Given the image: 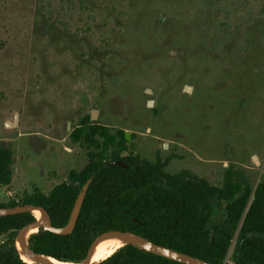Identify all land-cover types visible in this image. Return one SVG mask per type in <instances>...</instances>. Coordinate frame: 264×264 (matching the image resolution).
<instances>
[{
  "label": "rangeland",
  "instance_id": "1",
  "mask_svg": "<svg viewBox=\"0 0 264 264\" xmlns=\"http://www.w3.org/2000/svg\"><path fill=\"white\" fill-rule=\"evenodd\" d=\"M93 110L90 123L130 132V150L169 173L222 186L230 172L254 189L264 0H0V145L13 152L1 204L49 194L84 167L71 135ZM224 206L214 203L212 224Z\"/></svg>",
  "mask_w": 264,
  "mask_h": 264
},
{
  "label": "trees",
  "instance_id": "2",
  "mask_svg": "<svg viewBox=\"0 0 264 264\" xmlns=\"http://www.w3.org/2000/svg\"><path fill=\"white\" fill-rule=\"evenodd\" d=\"M89 119L71 135L72 141L87 151L81 170L72 169L67 180L49 194L36 190L21 202L0 203V208L26 204L43 207L55 227H64L82 186L93 178L72 234L40 230L28 239L33 251L80 264L93 241L114 230L138 234L212 264H227L238 232L232 263L264 264V181L252 189L243 176L228 172L223 185L215 186L189 171L169 173L160 160L150 162L133 153L123 130L113 131ZM117 160L129 168L108 166ZM12 164V150L0 145L3 186L11 184ZM215 202L225 204L223 221L218 224H212ZM35 220L34 213L0 217V264H35L21 258L15 243L17 232ZM98 264L182 263L123 245Z\"/></svg>",
  "mask_w": 264,
  "mask_h": 264
},
{
  "label": "water",
  "instance_id": "3",
  "mask_svg": "<svg viewBox=\"0 0 264 264\" xmlns=\"http://www.w3.org/2000/svg\"><path fill=\"white\" fill-rule=\"evenodd\" d=\"M184 90L186 92H191L192 87L190 86H185ZM147 92H151V90H147ZM154 104L153 100L148 101V106L152 107ZM17 116L14 119V122H7V126H15L17 124ZM91 119H96L97 114L95 110H93L90 114ZM125 138L127 141L131 139V133L130 132H124ZM254 162L258 163L257 157H253ZM115 164L122 166L124 168H129L128 165H126L123 161L117 160L112 163H109V165ZM93 181V178H90L86 181V183L82 186L80 192L78 193V196L76 198V201L74 203L72 212L70 214V218L68 220V223L64 227H55L52 224L51 217L49 213L40 206H35V205H19L15 207H5V208H0V217H6L10 215H16V214H22V213H35L39 212L40 216L36 218L34 222L29 223L28 225L24 226L21 228L15 237V243L16 246L19 250V253L22 256H25L28 260H30V263H35V264H55L51 262L49 259L51 257H47L45 255L39 254L35 251H33L28 243L29 237L37 233L40 230L43 231H49L58 235H69L72 234L78 217L81 212V208L84 202V199L86 197V194L88 192V189ZM135 222H138L136 218H132ZM34 231V232H33ZM110 238H117L119 239L123 245H132L134 247H137L141 250H144L146 252H150L152 254L167 258L169 260H173L182 264H212L209 262H206L202 259L190 256L185 253L178 252L176 250H173L171 248H167L161 245H158L148 239H146L143 236H140L138 234L132 233V232H122V231H109L101 234L98 236L93 243L91 244L89 251L85 257V259L82 261L80 264H98V263H92V257L95 251V248L97 245L102 242L105 239H110ZM23 259V257H22ZM24 260V259H23ZM25 261V260H24Z\"/></svg>",
  "mask_w": 264,
  "mask_h": 264
},
{
  "label": "bare ground",
  "instance_id": "4",
  "mask_svg": "<svg viewBox=\"0 0 264 264\" xmlns=\"http://www.w3.org/2000/svg\"><path fill=\"white\" fill-rule=\"evenodd\" d=\"M34 214L36 218L40 216L39 212H35ZM122 246H123L122 242L117 238H110V239L103 240L95 248L91 262L100 263L106 260L108 257H110L114 252H116ZM22 257L25 260V262H28V263L31 262L25 256H22ZM49 260L55 264H76V263H71V262L58 261L54 258H50Z\"/></svg>",
  "mask_w": 264,
  "mask_h": 264
}]
</instances>
